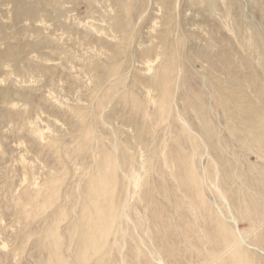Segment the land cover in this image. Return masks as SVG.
<instances>
[{
	"label": "rangeland",
	"instance_id": "obj_1",
	"mask_svg": "<svg viewBox=\"0 0 264 264\" xmlns=\"http://www.w3.org/2000/svg\"><path fill=\"white\" fill-rule=\"evenodd\" d=\"M212 263L264 264V0H0V264Z\"/></svg>",
	"mask_w": 264,
	"mask_h": 264
},
{
	"label": "bare ground",
	"instance_id": "obj_2",
	"mask_svg": "<svg viewBox=\"0 0 264 264\" xmlns=\"http://www.w3.org/2000/svg\"><path fill=\"white\" fill-rule=\"evenodd\" d=\"M159 57H160V56H159ZM159 57H157V58H159ZM155 59H156V58H155ZM145 60H146V59H145ZM147 60H148V59H147ZM169 60H170V59H169ZM146 62H147V61H146ZM149 62H151V61L149 60ZM154 62H155V61H154ZM154 62H152V64H153ZM172 62H174V61L172 60ZM172 62H171V63H172ZM174 63H175V62H174ZM144 65H145V64H144ZM148 65H149V64H148ZM117 66H118V65H117ZM146 67H147V66H146ZM146 67H145V68H146ZM149 67H150V66H149ZM151 67H152V66H151ZM115 68H116V67H115ZM155 68H156V67H155ZM167 68H168V67H167ZM113 69H114V68H113ZM151 70H152V69H150L149 72H150ZM161 71H162V70H161ZM164 76H165V75H164ZM150 91H151V90H150ZM164 91H165V90H164ZM166 92H167V90H166ZM153 93H154V92H153ZM147 94H148V93H147ZM161 94H162V93H161ZM166 94H167V93H166ZM163 95H164V94H163ZM149 97H150V96H149ZM151 98H152V97H151ZM154 100H155V99H154ZM155 101H156V100H155ZM158 101H159V98H158ZM158 101H156V102H158ZM161 101H162V100H161ZM151 102H152V101H151ZM153 102H154V101H153ZM153 102H152V103H153ZM149 105H150V104H149ZM154 105H155V104H154ZM139 107H140V104H139ZM163 107H164V106H163ZM159 108H161V106H160ZM83 112H84V111H83ZM76 115H77V114H76ZM82 115H83V114H81V116H82ZM78 117H79V116H78ZM35 126H36V125H35ZM33 127H34V126H33ZM37 128H38V127H37ZM47 128H48V127H47ZM48 129H49V128H48ZM85 129H86V127H85ZM39 130H41V128H39ZM45 130H46V129H45ZM45 130H44V131H45ZM32 131H33V130H32ZM41 131H42V130H41ZM41 131H40V132H41ZM47 131H48V130H47ZM51 131H52V130H51ZM34 132H37V131H34ZM48 132H50V131H48ZM39 134H41V133H39ZM39 134H37V135L39 136ZM52 134H53V133H52ZM52 134H49V135H52ZM37 135H36V136H37ZM41 135H43V134H41ZM88 135H89V134H88ZM90 136H91V135H90ZM40 137H41V136H40ZM87 137H88V136H87ZM41 138H42V137H41ZM45 138H46V136H45ZM41 140H43V139H41ZM45 141H46V140H45ZM51 141H52V140H51ZM49 143H50V141H49ZM53 144H54V143H53ZM21 158H23V157H21ZM22 162H24V161H22ZM25 162H26V161H25ZM27 163H28V162H27ZM115 163H116V162H115ZM22 165H23V164H22ZM29 165H30V164H29ZM113 165H115V164H113ZM143 166H144V165H143ZM108 167H109V166H108ZM115 168H116V167H115ZM144 168H145V167H144ZM188 168H189V167H188ZM188 168H187V169H188ZM107 170H108V169H107ZM146 170H147V169H146ZM189 172H190V171H189ZM62 173H63V172H62ZM64 173H65V172H64ZM191 173H193V172L191 171L190 174H191ZM113 174H114V173H113ZM190 174H189V175H190ZM25 175H26V174H25ZM110 175H111V174H110ZM26 176H27V175H26ZM26 176H25V177H26ZM194 176H195V175H194ZM100 177H101V176H100ZM26 178H27V177H26ZM26 178H25V179H26ZM98 179H99V178H98ZM51 181H52V180H51ZM62 181H63V180H62ZM99 181H100V180H99ZM54 182H55V181H54ZM184 182H185V181H184ZM186 182H187V181H186ZM196 182H198V181H196ZM199 182H200V181H199ZM193 183H194V182H193ZM196 184H198V183H196ZM23 185H24V183H23ZM37 185H38V184H37ZM52 185H54V184H52ZM55 185H56V184H55ZM182 185H183V184H182ZM196 186H197V185H196ZM32 187H33V186H32ZM106 187H107V185H106ZM106 187H105V188H106ZM107 188H108V187H107ZM54 189H55V188H54ZM93 189H94V188H93ZM197 189H198V188H197ZM55 190H56V189H55ZM103 190H104V189H103ZM113 190H114V189H113ZM51 191H52V190H51ZM59 193H60V192H59ZM59 193H58V194H59ZM104 193L106 194V191H105ZM58 194H57V195H58ZM113 195H114V194H112V196H113ZM197 195H198V194H197ZM105 197H106V196H105ZM198 197H199V195H198ZM105 200H106V199H105ZM200 200L202 201V199H200ZM198 201H199V200H198ZM201 201H200V202H201ZM249 201H250V200H249ZM201 203H203V202H201ZM248 203H249V202H248ZM256 204H258V203H256ZM111 205H112V204H111ZM97 207H98V206H97ZM241 207H242V206H241ZM245 208H246V207H245ZM194 209H195V208H194ZM111 212H112V211H111V208H110V213H111ZM243 212H244V211H243ZM254 212H255V211H254ZM102 213H103V212H102ZM239 213H240V212H239ZM248 215H249V214H248ZM219 219H220V218H219ZM98 220H99V219H98ZM216 221H217V220H216ZM94 223H95V222H94ZM104 227H105V226H104ZM222 227H223V226H222ZM78 228H79V227H78ZM94 230H95V228H94ZM222 230H223V229H222ZM230 230H231V228H230ZM97 231H98V230H97ZM163 231H164V230H163ZM224 231H225V230H224ZM217 232H218V231H217ZM232 232H233V231H232ZM91 234H92V233H91ZM216 234H217V233H216ZM89 235H90V234H89ZM90 236H91V235H90ZM101 237H102V236H101ZM206 237H207V236H206ZM90 238H91V237H90ZM97 238H98V235L95 234V236H94V234H93L92 239L90 240V242H91V243H92V242L95 243V241H98V240H96ZM220 238H221V237H220ZM220 238H219V239H220ZM219 239L217 238V241H218ZM205 240H206V239H205ZM234 240H235V238H234ZM101 241H102V240H101ZM189 241H190V240H189ZM84 243H85V242H84ZM227 243H228V242H227ZM241 243H242V242H241ZM95 244H96V243H95ZM211 244H212V243H211ZM235 244H236V243H235ZM83 245H84V244H83ZM84 246H85V245H84ZM87 246H88V245H87ZM203 246H204V245H203ZM238 246H239V245H238ZM235 247H236V246H235ZM86 248H87V247H86ZM88 249H89V248H88ZM88 249H87V250H88ZM203 249H204V248H203ZM206 249H207V248H206ZM225 249H226V248H225ZM238 249H239V248H238ZM87 250H86V251H87ZM94 250H95V249H94ZM204 250H205V249H204ZM240 250H241V247H240ZM229 251H230V250H229ZM239 252H240V251H239ZM241 252H242V251H241ZM243 252H244V254H245V251H243ZM84 254H85V253H84ZM241 254H242V253H241ZM86 255H87V253H86ZM220 255H221V254H220ZM230 255H231V254H230ZM240 256H241V255H240ZM215 259H217V257H215ZM215 259H214V260H215ZM232 259H234L233 256H232ZM241 259H243V257H242ZM245 260H246V259H245ZM247 260H248V259H247ZM247 260H246V261H247ZM210 262H211V261H210ZM224 262H225V261H224ZM238 262H241V261H238ZM238 262H237V263H238ZM243 262H244V261H243ZM237 263H236V264H237ZM212 264H213V263H212ZM224 264H225V263H224ZM239 264H241V263H239Z\"/></svg>",
	"mask_w": 264,
	"mask_h": 264
}]
</instances>
